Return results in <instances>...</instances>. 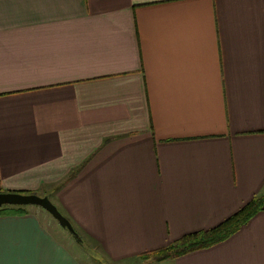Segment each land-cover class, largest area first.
I'll list each match as a JSON object with an SVG mask.
<instances>
[{"label": "crops", "instance_id": "obj_1", "mask_svg": "<svg viewBox=\"0 0 264 264\" xmlns=\"http://www.w3.org/2000/svg\"><path fill=\"white\" fill-rule=\"evenodd\" d=\"M0 264H264V0H0Z\"/></svg>", "mask_w": 264, "mask_h": 264}, {"label": "trees", "instance_id": "obj_2", "mask_svg": "<svg viewBox=\"0 0 264 264\" xmlns=\"http://www.w3.org/2000/svg\"><path fill=\"white\" fill-rule=\"evenodd\" d=\"M2 191V190H0ZM28 193V192H23ZM264 197L254 198L235 214L224 220L222 223L210 229L199 230L185 234L167 246L146 252L143 257L160 261L169 257H176L185 253L212 246L227 239L240 227L247 223L260 209H263ZM25 206L7 205L0 208V214L25 213ZM68 217V216H67ZM69 218V217H68ZM70 219V218H69ZM71 220V219H70ZM78 232V229L75 227ZM79 233V232H78ZM84 246V245H83Z\"/></svg>", "mask_w": 264, "mask_h": 264}, {"label": "water", "instance_id": "obj_3", "mask_svg": "<svg viewBox=\"0 0 264 264\" xmlns=\"http://www.w3.org/2000/svg\"><path fill=\"white\" fill-rule=\"evenodd\" d=\"M7 205H37L43 207L58 220L62 227L66 228L71 233L78 243H82L83 241L71 220L58 208L48 195L23 193L19 191H0V208Z\"/></svg>", "mask_w": 264, "mask_h": 264}, {"label": "rangeland", "instance_id": "obj_4", "mask_svg": "<svg viewBox=\"0 0 264 264\" xmlns=\"http://www.w3.org/2000/svg\"><path fill=\"white\" fill-rule=\"evenodd\" d=\"M37 194V193H36ZM55 221H56V223H58L59 224V222H58V220L57 219H54ZM65 232H66V234H69L68 233V231H67V229H63ZM88 242H86V241H82V243H80V245H84L83 247H84V249L87 251V256L89 257V258H93L94 259V257H96L97 255H96V253H95V251L90 247V245H88L87 244ZM144 259H152V257H150V258H146V257H143ZM154 259V258H153ZM102 264H111V263H109V262H103L102 260L100 261Z\"/></svg>", "mask_w": 264, "mask_h": 264}]
</instances>
